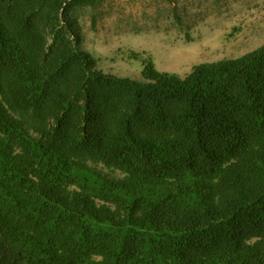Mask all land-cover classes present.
Instances as JSON below:
<instances>
[{"label":"trees","instance_id":"obj_1","mask_svg":"<svg viewBox=\"0 0 264 264\" xmlns=\"http://www.w3.org/2000/svg\"><path fill=\"white\" fill-rule=\"evenodd\" d=\"M100 2L0 0V264H264V41L118 76Z\"/></svg>","mask_w":264,"mask_h":264},{"label":"rangeland","instance_id":"obj_2","mask_svg":"<svg viewBox=\"0 0 264 264\" xmlns=\"http://www.w3.org/2000/svg\"><path fill=\"white\" fill-rule=\"evenodd\" d=\"M75 17L97 67L137 79L144 57L184 76L194 64L239 56L264 41V0H102Z\"/></svg>","mask_w":264,"mask_h":264}]
</instances>
